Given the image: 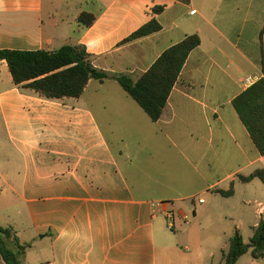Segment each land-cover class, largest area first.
Here are the masks:
<instances>
[{
	"label": "crops",
	"instance_id": "1",
	"mask_svg": "<svg viewBox=\"0 0 264 264\" xmlns=\"http://www.w3.org/2000/svg\"><path fill=\"white\" fill-rule=\"evenodd\" d=\"M151 19L159 32L120 45ZM191 35L200 45L157 122L113 79L44 99L0 61V226L30 245L23 264H199L177 242L189 243L212 202L237 229L242 211L264 216L262 182L239 180L264 156L232 106L245 78H264V0H0V49L84 46L94 67L133 80Z\"/></svg>",
	"mask_w": 264,
	"mask_h": 264
},
{
	"label": "trees",
	"instance_id": "2",
	"mask_svg": "<svg viewBox=\"0 0 264 264\" xmlns=\"http://www.w3.org/2000/svg\"><path fill=\"white\" fill-rule=\"evenodd\" d=\"M178 1L184 4L189 2ZM152 11L154 14H160L163 7H154ZM95 19L91 13H81L78 22L90 27ZM160 30L161 26L157 20L151 19L120 45L150 36ZM199 45L200 39L197 35L185 37L181 42L166 49L136 80L126 73L110 74L94 67L93 57L86 52L84 46L64 45L55 51L0 49V61L6 63L14 85L29 89L44 99H76L82 95L90 80L102 83L113 79L152 122H157L186 59ZM232 106L254 147L264 156V78L246 88L232 101ZM255 178L264 183V169H256L247 177H239V180L247 183ZM218 193L229 196L232 194V188L228 192ZM29 247V244H21L18 241L12 227L0 226V256L5 264H23ZM248 251L253 260L264 259V216L260 217L247 244L244 243L240 230L234 228L228 239L227 250L222 253L223 264H236Z\"/></svg>",
	"mask_w": 264,
	"mask_h": 264
},
{
	"label": "rangeland",
	"instance_id": "3",
	"mask_svg": "<svg viewBox=\"0 0 264 264\" xmlns=\"http://www.w3.org/2000/svg\"><path fill=\"white\" fill-rule=\"evenodd\" d=\"M1 132L3 131L1 130ZM262 186H264V183H262ZM256 192L257 194L259 193L258 189ZM212 205L214 206V210L209 214L210 217L207 218V221L202 226L192 224L189 243L177 242L178 250L176 252L181 254H200V258L198 259L199 264H223L222 253L227 250L228 239L235 228L231 223L220 219V213L224 212V208L216 202H212ZM211 214L213 215L211 216ZM257 223L254 209L250 210L249 213L242 211V221L238 229L240 230L244 243H249ZM169 233L174 234L172 231ZM169 243L175 244L173 237L171 241L169 239ZM209 253H212V259L207 258ZM169 254L170 252H168ZM169 264L183 263L180 257H174L169 261ZM236 264H264V259L253 260L250 256V251H248L239 258Z\"/></svg>",
	"mask_w": 264,
	"mask_h": 264
},
{
	"label": "built area",
	"instance_id": "4",
	"mask_svg": "<svg viewBox=\"0 0 264 264\" xmlns=\"http://www.w3.org/2000/svg\"><path fill=\"white\" fill-rule=\"evenodd\" d=\"M256 81H257V80H256ZM256 81H255L253 78H251V77H247V78H245V79L243 80V84L248 88V87L252 86ZM198 202L201 203L202 200H198ZM171 218H172L171 216H168V226H169L170 228L173 227V224H172V220H171Z\"/></svg>",
	"mask_w": 264,
	"mask_h": 264
}]
</instances>
